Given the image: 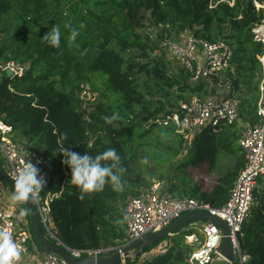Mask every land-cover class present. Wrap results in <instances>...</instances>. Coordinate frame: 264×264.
Returning <instances> with one entry per match:
<instances>
[{
    "label": "trees",
    "instance_id": "trees-1",
    "mask_svg": "<svg viewBox=\"0 0 264 264\" xmlns=\"http://www.w3.org/2000/svg\"><path fill=\"white\" fill-rule=\"evenodd\" d=\"M210 1L216 3L212 8ZM254 1L264 4V0H234L232 6L220 0H0V64L23 67L22 74L13 76L0 69V121L11 125L13 138L29 144L41 158L51 177L48 189L61 190L50 204V217L65 246L97 249L122 243V204L152 185L142 172L155 173L157 182L175 196L213 207L225 204L244 164L236 124L202 128L187 145L169 124L149 129L142 125L192 97L220 95L219 84L229 88L224 96H241L239 116L251 126L257 123L264 41L255 39L253 29L264 20V12ZM65 24L79 29L75 42L69 41L71 29ZM53 25L62 33L60 48L55 49L40 39ZM186 35L228 44V67L196 82L179 64L170 69L166 53L156 52L158 45ZM84 92L96 96L91 100ZM113 113L120 119L105 123L104 117ZM63 148L92 156L114 148L124 169L119 173L123 189L114 191L106 184L103 191L79 199V189L69 182L70 170L61 162ZM221 154L231 155L233 161L209 192L181 171L204 161L213 168ZM145 158L153 164L140 163ZM172 170L181 173L173 175ZM255 194L257 203L238 234L241 250L248 255L245 264H264V186ZM187 233L178 235L177 230L170 236L179 237L169 241L164 237L159 251L132 264H186L193 250L184 241Z\"/></svg>",
    "mask_w": 264,
    "mask_h": 264
},
{
    "label": "built area",
    "instance_id": "built-area-1",
    "mask_svg": "<svg viewBox=\"0 0 264 264\" xmlns=\"http://www.w3.org/2000/svg\"><path fill=\"white\" fill-rule=\"evenodd\" d=\"M220 1L226 2L229 6L234 3V0ZM215 4L210 1L208 6L212 8ZM254 5L258 6L257 9L262 8V5L256 1ZM256 30L257 28L253 32L256 33ZM255 39L260 40L258 35ZM157 51L173 55L178 64L189 73L191 82L217 75L228 67L231 57V48L224 41L212 43L193 35H186L179 41L163 40L159 43ZM259 60L263 65L264 55ZM0 69H9L12 72L11 76L23 72L21 65L11 62L0 64ZM239 105L240 99L236 96L208 95L204 98L195 96L188 102L179 103L172 112L145 121L142 127L149 129L152 126L169 124L173 127L174 133L188 144L193 135L202 128H220L236 124L239 120ZM255 113L257 123L245 127L237 138L244 156V164L224 205L213 207L210 203L196 198L175 196L166 187L153 183L136 195L127 197L122 208L125 237L124 241L115 247L72 249L59 240L50 217V204L59 196L61 190L48 189L51 177L43 168L41 158L30 149L29 144L13 138L11 125L0 121V154L4 162L2 165L7 176L12 180L24 162L31 161L34 164L39 162L37 166L45 177L46 184L33 202L43 233L46 239H53L55 244L75 257L105 256L115 251L121 253L122 248L150 232L161 229L186 212L206 211L227 223L234 258L237 255V264H245L248 255L241 250L238 232L257 203L255 194L257 180L259 177H264V70L261 72L258 84ZM9 190L11 189L0 181V228L10 229L21 249V258L17 264H72L54 253L39 249L32 235L26 209L22 204L10 200ZM198 222H201L199 226L196 225L197 222H193L196 231L185 235V241L193 246V250L186 258V264H212L215 260L222 259L217 253L221 231L210 221Z\"/></svg>",
    "mask_w": 264,
    "mask_h": 264
},
{
    "label": "clouds",
    "instance_id": "clouds-1",
    "mask_svg": "<svg viewBox=\"0 0 264 264\" xmlns=\"http://www.w3.org/2000/svg\"><path fill=\"white\" fill-rule=\"evenodd\" d=\"M82 28L83 25H80ZM65 28H70L69 41L75 42L80 34L79 29L65 24ZM61 29L58 25H53L40 39L50 48H60ZM120 119L118 113L105 116V123L111 124ZM66 139V134H63ZM62 164L69 168V182L79 189V199L83 200L86 194L103 191L106 184H110L114 191L123 189L122 178L119 173L124 171L119 167L121 157L114 148L92 156L88 153L80 154L71 151L70 148L61 150ZM39 162H24L12 178L14 191L10 196L13 203L27 202L38 198V194L45 188L46 180L37 166ZM147 164V159L140 161ZM114 169L116 171H114ZM23 215V213H21ZM21 258V249L13 237L10 229L0 228V264H17Z\"/></svg>",
    "mask_w": 264,
    "mask_h": 264
},
{
    "label": "water",
    "instance_id": "water-1",
    "mask_svg": "<svg viewBox=\"0 0 264 264\" xmlns=\"http://www.w3.org/2000/svg\"><path fill=\"white\" fill-rule=\"evenodd\" d=\"M5 73L8 76L12 75V72L9 69H6ZM0 181L9 189L14 191V182H12V180L7 176L1 160ZM21 203L27 211L32 235L39 249L45 252L54 253L72 264H132L134 261L138 260L146 251V249L151 247L153 244L162 240L166 236L172 235L175 231L181 229L183 226L196 221H210L216 224V226L221 231V240L217 248V253L220 257H222V259H224L229 264H236L233 255L231 239L229 236L230 229L227 223L217 216L208 214L206 211L186 212L178 218L169 222L161 229L154 232H150L139 240L122 248L121 253L115 251L105 256L75 257L68 253L63 247L52 243L48 239H46L33 200ZM132 252H134L133 255Z\"/></svg>",
    "mask_w": 264,
    "mask_h": 264
},
{
    "label": "rangeland",
    "instance_id": "rangeland-1",
    "mask_svg": "<svg viewBox=\"0 0 264 264\" xmlns=\"http://www.w3.org/2000/svg\"><path fill=\"white\" fill-rule=\"evenodd\" d=\"M262 5V10L264 12V4H260ZM256 7H258L256 5ZM257 28L256 33H254V37H256V35H258L259 39L261 41H264V20L256 25L254 27V29ZM253 29V31H254ZM168 53V52H167ZM170 53L166 54L167 59L170 61V69L174 70V69H178L180 66L178 65V62L176 61L175 57L173 55H169ZM219 88L217 89L218 94L224 96L226 95V93L229 91V88L227 85H218ZM85 94V98H89V96H91V100H93L96 96V94L94 95H90L88 94V92H84ZM235 96L239 97L241 99V96L238 93H234ZM247 126H251L250 123L244 121L240 116H239V120L236 123V128L238 129L239 134L244 130L245 127ZM175 135H172L171 138H173ZM185 145H187L186 143H184ZM178 158L175 159L178 160ZM0 160L1 162H3V157L0 154ZM148 162L152 165V161L150 158H147ZM233 158L231 155H227V154H221L220 156H218L217 158H215V163H214V167H210L208 161H204L201 162L200 164H198L197 166H185L184 168L181 169V171H185L186 175L192 179L195 183H197V185L199 186V188L205 192H209L214 185L217 182V177L222 174L223 172H225L227 169L230 168L231 164H232ZM4 163V162H3ZM173 173V175L176 174H180V170H172L171 174ZM142 175L144 177L147 178V180L153 184V183H158L160 185H162L163 187H165L161 182H157L156 179V174L154 173H150V172H142ZM176 182H178L177 179H175ZM264 186V177H259V179L257 180V188H256V192H260L261 188ZM167 188V187H166ZM9 192L12 194V191L9 190ZM20 203V202H19ZM21 204V203H20ZM122 204V203H121ZM122 208H123V204H122ZM121 208V209H122ZM122 211V210H121ZM246 221V220H245ZM244 221V222H245ZM244 224V223H243ZM183 228L179 229L178 232L180 235L183 232ZM238 234H240V231L238 232ZM175 235V236H168V241L172 240L173 237L178 238L179 236ZM174 238V239H176ZM48 240L50 242H55L53 239L48 238ZM166 241H159L158 243L152 245L151 247H149L148 249H146V251L143 253V255L139 258V260H143L145 258H147L148 256H150L153 252L159 251L164 245H165ZM134 254V252H132V255ZM220 261L222 260H217L215 261V263L213 264H219L221 263ZM235 261L237 264V255L235 256Z\"/></svg>",
    "mask_w": 264,
    "mask_h": 264
},
{
    "label": "crops",
    "instance_id": "crops-1",
    "mask_svg": "<svg viewBox=\"0 0 264 264\" xmlns=\"http://www.w3.org/2000/svg\"><path fill=\"white\" fill-rule=\"evenodd\" d=\"M240 135V134H239ZM197 222V226H199L200 224H201V222H198V221H196ZM183 230L184 231H188L189 233H191V232H194V230L196 231V228H195V225L193 224V222L192 223H190V224H187V225H185L184 227H183ZM188 234V233H187ZM184 241H185V237H184ZM186 242V241H185ZM187 243V242H186ZM188 244V243H187ZM190 245V244H189ZM193 247V246H192ZM218 261L219 260H222V261H220L221 263H219V264H229L228 262H226L224 259H217ZM217 260H215V261H217ZM215 261L213 262V263H215ZM212 263V264H213Z\"/></svg>",
    "mask_w": 264,
    "mask_h": 264
},
{
    "label": "bare ground",
    "instance_id": "bare-ground-1",
    "mask_svg": "<svg viewBox=\"0 0 264 264\" xmlns=\"http://www.w3.org/2000/svg\"><path fill=\"white\" fill-rule=\"evenodd\" d=\"M263 7H264V5H263Z\"/></svg>",
    "mask_w": 264,
    "mask_h": 264
}]
</instances>
